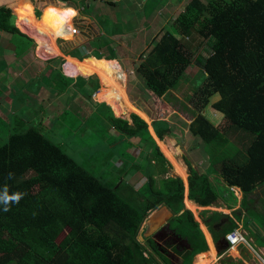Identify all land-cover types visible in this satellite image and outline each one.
Here are the masks:
<instances>
[{
  "label": "trees",
  "instance_id": "trees-1",
  "mask_svg": "<svg viewBox=\"0 0 264 264\" xmlns=\"http://www.w3.org/2000/svg\"><path fill=\"white\" fill-rule=\"evenodd\" d=\"M20 4L27 17L18 18L17 27L34 41L36 37L43 54L79 59L68 58L66 70L72 62L84 66L91 59L115 61L109 41L92 40L66 56L61 50L58 54L46 42V28L39 27L40 14L35 15L28 1ZM14 9L0 0V48L9 54L0 56V71L34 46L15 26ZM173 20L174 31L161 36L150 65L140 63L137 70L151 95L160 97L187 75L192 59L185 39H201L195 45L196 62L205 76L189 90L202 107L217 94L210 105L223 117L215 126L197 111L187 124V131L203 141L209 158L203 172L187 165V197L199 205L219 197L231 207L225 196L236 199L230 186H237L243 193L239 204H245L248 193L264 183V0H188ZM98 71L75 77L52 72L48 84L54 92L61 94L72 83L80 97L65 98L47 125L41 121L42 107L33 110L31 101L17 92L0 96L3 103H8L6 96L13 98L10 111L0 114V194L5 188L8 195L24 193L18 202H9L8 211L0 202V264H155L152 251L167 262L152 238H144L151 256L144 255L145 246L137 239L140 223L162 204L175 213L173 229L178 227L191 245L182 261L206 249L192 212L182 208V180L165 175L170 164L158 140L171 134L169 121L152 118V135L138 114L130 112L129 119L116 115L101 92L100 101L92 97L104 74L101 64ZM100 84L101 91L106 90ZM2 89L6 93L10 87L2 84ZM72 112L77 119L67 121ZM235 136L239 146L229 140ZM213 173L220 174L223 190L213 187ZM222 216L228 219L218 228L224 235L236 227L226 213L212 210L201 220L217 233L214 224L219 225ZM204 234L211 249L203 252H215L210 234Z\"/></svg>",
  "mask_w": 264,
  "mask_h": 264
},
{
  "label": "rangeland",
  "instance_id": "rangeland-1",
  "mask_svg": "<svg viewBox=\"0 0 264 264\" xmlns=\"http://www.w3.org/2000/svg\"><path fill=\"white\" fill-rule=\"evenodd\" d=\"M30 1L33 3L32 11L35 12V15H38V17L41 7L45 4L60 7L70 5L76 10V14L71 18V30L72 28H76L77 30V34L75 35H69V32H66L64 36H62V34H58L60 28H62L65 24V18L62 17L60 19V16L52 11L48 13L45 12L46 15L41 24L46 28L50 35V38H48L46 42L48 41L47 43H49L50 46L53 45L55 48L58 46L64 56H66L69 51L77 47L93 42L92 39L96 40V43L97 41L104 43L109 41V46L114 48L115 61L113 62L119 64L125 73L124 88L126 105L123 104L122 106H117V103L115 100L113 101L111 96H106V92L109 88L105 84L102 74L101 79L98 78L99 88L97 89L96 95H93V97L95 100L100 101V99H98V95L101 92L104 99L111 102L112 110L116 115L124 116L129 119L128 114L130 112H134L144 120L147 119L145 120L147 128L151 126L152 118L163 117L169 121L171 125V134H166L162 140H158L159 145L157 144L160 151L164 154L170 164V167H168L165 175L179 177L183 182V179H186L188 175L187 165H190V167L194 170L201 172L205 170L209 164V158L204 150L203 141L196 136H192L191 133L187 131V124L190 123L197 111L206 115L215 126H218L221 123L223 116L219 111L214 110L210 105L211 101L218 97L217 94L211 95L208 103L202 107L200 100L194 99L195 96H193L189 90V86L199 85L200 80H202L205 76V73H203L196 62L198 50L197 48L195 49V45L201 43V39L195 35L185 39V43L191 45L190 58L192 59L187 75L184 79H181L177 88L169 89L160 97L151 95L150 90L145 87L143 78L137 70L140 63L150 65L151 60L155 58V47L160 42L161 36L166 31H174V28L172 27L174 21L173 19L176 17L177 12L181 10L183 4L188 2V0H83V3H79V0H62V2H59L58 0ZM117 2L118 4L116 5ZM125 9H130V12ZM45 10L47 11V7ZM123 10H125L124 13L122 12ZM23 12L24 11L20 13L17 8L14 9L13 13L16 16V27L18 18L27 17L22 14ZM69 22L70 21L67 19V25H69ZM34 30H38V27L34 28ZM18 31L22 33L19 28ZM22 34L27 35L26 33ZM57 39L62 40L57 41ZM203 43H205V41H203ZM36 48L37 45L33 47V52H24L21 56L13 59L9 66L5 65L6 67L4 66L5 68L0 71V96H5V94L12 95L15 92L19 93L20 89L23 87L21 75L24 76V79H30L35 75H39V78L35 77L31 80V83L36 87L32 90L24 88L22 96L26 100L31 101L30 105L33 110L38 107H42L44 109L43 115L42 111H40V117L42 123L47 125L53 113L58 112L62 107L65 102V98L68 99L75 93L71 90V86L69 87L70 90L66 91L67 96H59L54 92V89L49 86L48 82L51 79L50 77L53 71H64L62 70L61 62L63 63L65 60L61 56L53 58L40 56L37 51L41 54L43 53L40 49L36 50ZM91 51L92 50L89 49V52ZM82 53H85V51ZM1 55H4L5 57L9 56V54L2 52L0 49V56ZM90 57L94 58L93 56ZM34 59L39 65V68L36 69V71H34V67L36 65V62H33ZM100 64L102 65V62L91 59L86 62L84 66L72 63L73 70H68L82 72L84 75H89L94 72L100 73L98 71ZM14 77H18L20 80H16L15 82ZM100 80L106 90L101 91ZM57 83L60 84L59 82ZM2 84L9 86L11 89L5 93L2 89ZM185 91H187V93L186 95H183ZM6 97L5 99H7L8 103H3L4 101L2 100L4 97L2 100L0 98V114L2 112L10 111L9 105L13 98L11 96ZM77 115L78 114L76 112H72V115L67 118V121L76 120ZM53 123L55 125V119L52 120V124ZM57 128H60V124H57ZM71 133H74V131ZM71 137L74 139L76 138L75 135H72ZM229 140L232 141L234 145L239 146L236 136L229 138ZM163 148L165 150H163ZM172 164L178 166L182 173L185 171V176H179L173 170ZM156 178L158 179L159 177ZM209 179L217 191L224 189V181L219 173L209 174ZM135 180L136 174L129 179V182L132 184L133 182H136ZM134 185L137 186L136 183ZM231 190L234 195L236 192L239 193L240 196V192L237 188L233 189L232 187ZM230 194L231 193L228 192V195ZM247 198L248 199H246L245 204L236 206L238 208L236 211L226 207L224 203H221V206L218 203H215L218 208H209L221 210L227 213L228 216H230L231 213L232 215L235 213L234 217L239 221V224L243 225L240 228H245L246 237L250 240V244L264 254V251H262L264 250V183L249 192ZM233 201L234 200H232V202ZM197 209L195 210V213H197ZM200 210L201 209L198 211L199 215L201 213ZM208 215L209 212L204 213V216ZM170 220L172 225H174L175 223L173 218ZM237 227L239 226L237 225ZM174 228L180 235L183 234L178 227L174 226ZM208 229L210 233H213L214 235V231L211 226H208ZM139 231H141V229H139ZM145 232L146 231H144V233ZM137 239L142 243V246H145L144 255L151 256L149 251L151 248L147 245L145 240L141 239L139 236H137ZM157 241L162 245L164 243L162 240ZM187 242L189 243V240H187ZM244 246V244H240L238 246L239 249L236 248L235 250L231 249L222 252L224 254L220 255L218 262L212 258L208 260L205 258V255H201L200 259L197 258L199 260H195L194 255L192 257L188 256L187 261H182L185 257L184 255L181 258V261L182 264H189L190 259L195 260L193 264H251L256 262L254 254ZM152 253H154L156 258V260H154L155 264H170L158 256L156 252ZM171 261L174 264L172 258Z\"/></svg>",
  "mask_w": 264,
  "mask_h": 264
},
{
  "label": "crops",
  "instance_id": "crops-1",
  "mask_svg": "<svg viewBox=\"0 0 264 264\" xmlns=\"http://www.w3.org/2000/svg\"><path fill=\"white\" fill-rule=\"evenodd\" d=\"M23 0H3V2L5 3V5L6 6H8V7H11V8H17V10H20V11H24V5H21L20 3L22 2ZM28 1V5H30L32 8H33V3L30 1V0H25V2H27ZM118 4V2L116 3V5ZM25 6H26V4H25ZM27 7V6H26ZM47 7V11L45 10V8ZM126 10V9H125ZM125 10H123L122 12L124 13L125 12ZM129 12H130V9H127ZM126 10V11H127ZM41 13H40V25L42 24V21L44 20V17H45V12H50V11H52L53 13H55V14H57L58 16H60L59 18L61 19L62 17H64L65 18V24L63 25V27L62 28H60V30L58 31V34H63L64 33V31L66 30V28H67V31L68 30H71V27H72V24H71V18L76 14V11L73 9V7L72 6H62V7H60V6H54V5H48V4H45L44 6H42V8H41ZM66 13H67V15H66ZM72 13H74V14H72ZM67 19L70 21L69 22V25H67ZM66 26V27H65ZM49 34V33H48ZM52 35V34H51ZM27 37L28 38H30L29 37V35H27ZM32 39V38H31ZM33 40V39H32ZM92 40H94V39H92ZM2 41H4L3 40V38L2 37H0V45L2 46L3 45V42ZM109 44L110 43H108L107 45V47H111V46H109ZM35 46V45H34ZM33 46V47H34ZM33 47H29L25 52H27V51H30V52H33L34 50H33ZM113 48V47H112ZM1 49V48H0ZM114 49V48H113ZM36 50H37V48H36ZM44 54H46V52H44ZM115 59V58H114ZM97 60V59H96ZM33 62H36V65H35V67H34V71H36V69H38L39 68V65H38V62L34 59V61ZM88 62V61H87ZM72 63H76V62H72ZM86 63V62H85ZM76 64H78V63H76ZM85 65V64H84ZM90 74H92V73H90ZM89 74V75H90ZM95 74V73H94ZM84 75V74H83ZM84 76H87V75H84ZM39 78V75H35L33 78ZM18 78V77H17ZM33 78H30V79H28V78H25L24 79V76L23 75H21V80H22V82H24L25 81V83L24 84H22V89H20V91H19V95L20 96H22V94H23V91H24V88H26L27 90H29V89H33V88H35L36 86L35 85H33L32 83H31V80H33ZM19 79V78H18ZM20 80V79H19ZM71 86V90H75V88H74V86H73V84L71 83V84H69L68 86H67V89L64 91V92H62L61 94H58L59 96H61V95H64V93H66V91H69L70 90V87ZM11 89V88H10ZM94 92H96V91H94ZM55 93H57V92H55ZM75 93V92H74ZM57 95V96H58ZM74 96H78V97H80V94L78 95V93H75V94H73ZM95 95H96V93H95ZM94 95V96H95ZM92 97H93V94H92ZM94 98V97H93ZM151 126H150V131H151ZM151 134H152V132H151ZM187 169H188V167H187ZM183 173H184V176H185V171H183ZM184 176H181V177H184ZM188 176V175H187ZM182 185H183V194H184V198H183V203H184V200L186 199L185 198V196L187 197V192H188V183H187V177H186V179H183V182H182ZM235 188H237L238 189V191L240 192V196H239V193H235V195H236V199H233V198H231L230 196H225V198H227V203H231V207H228V208H231L233 211H236V210H238V208L236 207L237 205H239L240 206V204H239V201H240V199H242V196H243V193H242V191H240L239 190V188L237 187V186H233V189H235ZM188 199V198H187ZM232 200H234L233 202H232ZM187 203H190L192 206H194V207H197V208H199V209H201L200 210V212L201 211H204V212H201L202 213V216H201V213H200V215H199V209H197V208H190L191 210H192V216H193V219L197 222V225H198V228H199V230L201 231V234L203 235V239H204V241H205V245H206V249L205 250H203V251H208V250H210L211 249V247H210V244H209V242H207V240H208V238H206V236H205V234H204V232L205 233H207L206 235H208L209 236V234H210V237H209V240H210V238H211V241H212V244H213V246H214V249H215V252H203V251H199L198 253H195V257H194V259L196 260L197 258H199L200 259V256L201 255H205V258H207V259H209L210 257H212L213 255H216V252L218 251L219 252V250L222 248V242H221V240H220V236L217 234V233H214V235H213V233H210V231H209V229H208V226L209 225H207V224H204L203 222H202V217H208L209 218V216H211L212 215V210H217V211H221V210H218V209H210V208H218V207H216L217 205H215V203H218L220 206H221V203L223 204L224 203V201L221 199V198H217V199H215V201H213L212 203H210L209 205H199L195 200H193V199H191V202L190 201H188V200H186L185 201V206H186V208H189V207H187ZM237 203V204H236ZM225 204V206L227 207V205H226V203H224ZM210 207V208H209ZM237 208V209H236ZM198 210L197 211V213H195V210ZM204 209H207V210H204ZM205 212H209V215L208 216H204V213ZM223 212V211H222ZM225 213V212H224ZM226 215H227V213H226ZM234 215H235V213H234ZM234 215H232V213H231V215L229 216L230 218H232L235 222H236V227H237V225L239 226V227H242L243 225L242 224H239V221L237 220V219H235V217H234ZM209 220V219H208ZM223 220V221H222ZM226 223H228V219H227V217H225V216H222L221 217V221H220V223H219V225H217V223L216 224H214V230H216V231H219L220 232V230H218V228L220 227L221 228V225H226ZM240 223H242V222H240ZM203 225V227L204 228H206L205 230H207V231H205L204 230V232L202 231V225ZM216 225H217V227H216ZM239 227H237L238 229H239ZM244 231H245V228L243 229ZM209 233V234H208ZM145 235H146V232L144 233ZM180 234H176V236H178V237H180V239L182 240V242H183V246L184 247H186V248H189V246H190V244L187 242V238H185L183 235H180ZM174 238H175V235H174ZM176 239V238H175ZM188 246V247H187ZM190 249V248H189ZM236 249V248H235ZM235 249H233V250H235ZM237 249H239V248H237ZM174 250V249H173ZM173 250L171 249V248H169V251H171V252H173ZM149 251H152V250H149ZM175 251V254H177V255H180V253H178L176 250H174ZM262 251H264V250H262ZM153 252V251H152ZM162 254L165 256V257H168V252H166V253H164V252H162ZM153 255H154V253H153ZM194 256V255H193ZM194 259H191L190 260V263L189 264H193V262L195 261ZM199 259H197V260H199ZM218 259V258H217ZM217 262H218V260H217ZM213 264H215V263H213ZM239 264H246V263H239ZM251 264H258V262L256 261V262H253V263H251Z\"/></svg>",
  "mask_w": 264,
  "mask_h": 264
},
{
  "label": "bare ground",
  "instance_id": "bare-ground-1",
  "mask_svg": "<svg viewBox=\"0 0 264 264\" xmlns=\"http://www.w3.org/2000/svg\"><path fill=\"white\" fill-rule=\"evenodd\" d=\"M74 9V8H73ZM75 10V9H74ZM76 11V10H75ZM41 13V11H40ZM40 23V22H39ZM41 27V25L39 26ZM35 32L37 30H34ZM66 32H69V35L71 34L70 30L67 31V28L66 30L64 31V33L62 34V36L65 35ZM35 41H36V44H37V50L38 49H41V46L40 44L38 43L36 37H35ZM51 47L57 51L58 54H61L60 53V50H59V47L57 46V48H55L53 45H51ZM43 55L44 57L46 58H53V57H50V56H47L45 54H41ZM55 57V56H54ZM68 58H74L72 56H69V57H66L65 59V65H66V61ZM74 59H77V58H74ZM79 60V59H77ZM79 65V64H78ZM102 68H103V71H104V74H103V80L105 82V84L107 85V87L109 88V90L106 92V96H111L113 101L115 100V102L117 103L116 105L117 106H122L123 104H125V100H126V95H125V88H124V80H125V73L124 71L121 69L120 65L115 63V62H109V63H102ZM68 69H71L73 70V67H72V63L69 64V66L67 67V72H69L70 74H77L79 72L77 71H69ZM98 76V75H97ZM99 78V77H98ZM119 102V103H118ZM129 103V102H128ZM126 105V104H125ZM127 107V106H126ZM139 108V107H138ZM133 109V108H132ZM142 110V109H141ZM137 112V111H136ZM144 116V115H142ZM145 117V116H144ZM149 118V117H147ZM147 120V119H145ZM152 129V128H151ZM151 132V131H150ZM153 135V134H152ZM158 138V137H157ZM163 147V146H162ZM167 149V148H166ZM163 150H165L163 148ZM167 152V151H166ZM173 165V164H172ZM173 170L179 175V176H184V173L181 172V169L176 166V165H173ZM187 199L184 200V206H185V201ZM189 201V200H188ZM191 202V201H190ZM186 207V206H185ZM187 207L190 208H193L194 206H192L190 203H187ZM194 208H197V207H194ZM235 248H238V247H234L232 249H235ZM214 260H217V256L216 255H213L212 257H210ZM209 258V259H210ZM208 259V260H209ZM259 264V263H258Z\"/></svg>",
  "mask_w": 264,
  "mask_h": 264
},
{
  "label": "clouds",
  "instance_id": "clouds-1",
  "mask_svg": "<svg viewBox=\"0 0 264 264\" xmlns=\"http://www.w3.org/2000/svg\"><path fill=\"white\" fill-rule=\"evenodd\" d=\"M72 14H74V13H72ZM66 15H67V13H66ZM31 39V38H30ZM32 40V39H31ZM59 40H62V39H57V41H59ZM32 42L34 43V45H37L36 44V42L34 41V40H32ZM70 56V55H69ZM95 58V57H94ZM114 59V58H113ZM61 66H62V70H64L63 71V73L64 74H66V75H68V76H76V75H78V74H75V75H72V74H70L69 72H67L66 71V69H65V61H63V63L61 62ZM80 75H82V74H80ZM96 92H97V90H96ZM96 92H94L93 93V95H95V93ZM156 140V139H155ZM157 143V142H156ZM206 169V168H205ZM201 172V171H200ZM233 186H230V189L232 188ZM236 193V192H235ZM22 195H24V193H21V192H16V193H13L12 195H8V191H7V188H5V190H4V193L3 194H0V202H2L3 204H4V211H8L9 209H8V205H9V202H18L20 199H21V197H22ZM183 198H184V194H183V196H182V208L183 209H186V207L184 206V203H183ZM185 198L187 199L188 197H186L185 196ZM187 200H189V201H191V199H187ZM166 206V208L168 209V210H170V211H172L167 205H165V204H162V205H160V206H158L157 208H159V207H161V206ZM156 208V209H157ZM187 209H189V208H187ZM155 210V209H154ZM190 211H191V209H189ZM153 211V210H152ZM152 211H150L149 212V215H150V213L152 212ZM192 212V211H191ZM172 213H173V215L171 216V217H169L170 219L171 218H173L174 217V215H175V213L172 211ZM149 215H147L145 218H144V220H143V223L141 224L140 223V226H141V228H140V226H139V229H141V231H139L138 230V235L137 236H139V237H141V239H144V238H150L149 237V235L151 234V233H153V232H155V231H153V232H150V230H149V226H150V223H147L146 222V220H147V217H149ZM146 219V220H145ZM171 221V220H170ZM170 225H171V227H172V223H170ZM173 228V227H172ZM159 229V228H158ZM234 229H236V230H238L239 232H242V234L246 237V232L242 229V228H240L239 227V229L237 228V227H234L232 230H230V231H228V232H226L224 235H222V233L221 232H219V231H217V234L220 236V240H221V242H222V248L219 250V252L217 251V253H216V256H217V260H219L220 259V255L222 254H224V253H222V252H224V251H226V250H231V249H228L227 248V243L225 242V235L227 234V233H229V232H231V231H233ZM171 231H173L172 229H170ZM219 230V229H218ZM144 231H146V235L144 234ZM175 231V232H174ZM173 232V234L176 236V234H177V232H176V230H174ZM168 233H170L169 231H167ZM179 234V233H178ZM247 238V237H246ZM248 239V238H247ZM249 240V239H248ZM249 242H250V240H249ZM243 244V243H242ZM240 245V244H239ZM239 245H237V246H235V247H238ZM157 246H158V248L161 250V252H164V253H166V252H168V254H169V252L170 251H168L169 250V247L171 248V246L169 245H167L166 243H163V245H162V247L160 248V246L157 244ZM163 246L166 248V249H164L163 248ZM167 247H168V250H167ZM188 247V246H187ZM244 247H246V248H248L246 245L244 246ZM254 247V246H253ZM189 248H190V246H189ZM234 248V247H233ZM172 249V248H171ZM249 249V248H248ZM164 250H167V251H164ZM173 250V249H172ZM240 250H242V249H240ZM250 250V249H249ZM256 250H259V249H256ZM251 251V250H250ZM252 252V251H251ZM171 253H174L175 254V251L173 250V252H171ZM198 253V252H197ZM253 253V252H252ZM254 254V253H253ZM177 255V254H176ZM195 255V254H194ZM170 256V254L168 255V257ZM177 256H179V262H180V260H181V258H180V255H177ZM193 256V255H192ZM191 256V257H192ZM255 256V255H254ZM168 257H166L167 258V262L168 263H170V261H169V258ZM191 260V259H190ZM216 260V261H217ZM215 261V262H216ZM257 261V260H256ZM179 262L177 263V264H179ZM170 264H172V262L170 263Z\"/></svg>",
  "mask_w": 264,
  "mask_h": 264
},
{
  "label": "flooded vegetation",
  "instance_id": "flooded-vegetation-1",
  "mask_svg": "<svg viewBox=\"0 0 264 264\" xmlns=\"http://www.w3.org/2000/svg\"><path fill=\"white\" fill-rule=\"evenodd\" d=\"M170 223H171L170 218H168L167 221H165V223L162 224L159 229H157L155 232L151 233L149 235V237L152 238L156 242V244H158L160 246V248L162 247V244L160 242H158L157 240H162L168 246L170 245L172 249H174L178 253H180V258H182L184 255H186L190 252V249L183 246V242L180 239V237L175 236L176 239L174 238L173 233L175 231L171 227ZM170 229H172L174 232L171 231ZM167 231H169L170 233H168ZM163 248L166 249L164 246H163ZM164 251H167V250H164ZM169 254H170V256L168 258H169L170 263L172 262L171 261V258H172V260L174 261V264H177L179 262V256H177L174 253H171V251L169 252Z\"/></svg>",
  "mask_w": 264,
  "mask_h": 264
},
{
  "label": "built area",
  "instance_id": "built-area-1",
  "mask_svg": "<svg viewBox=\"0 0 264 264\" xmlns=\"http://www.w3.org/2000/svg\"><path fill=\"white\" fill-rule=\"evenodd\" d=\"M71 34H77L76 28H72ZM225 242L227 243V248L232 249L233 247L244 244L246 245L255 255V258L259 264H264V254H262L259 250H256L249 242V240L239 232L238 230L234 229L233 231L227 233L225 235Z\"/></svg>",
  "mask_w": 264,
  "mask_h": 264
},
{
  "label": "water",
  "instance_id": "water-1",
  "mask_svg": "<svg viewBox=\"0 0 264 264\" xmlns=\"http://www.w3.org/2000/svg\"><path fill=\"white\" fill-rule=\"evenodd\" d=\"M172 215H173L172 211L168 210L164 205L153 210L146 220L147 223H150L149 226L150 232H153L158 228H160V226L164 224L165 221H167V219Z\"/></svg>",
  "mask_w": 264,
  "mask_h": 264
}]
</instances>
